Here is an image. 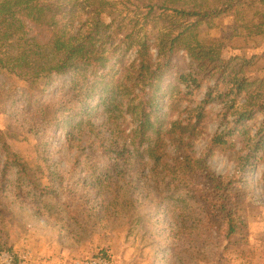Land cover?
I'll list each match as a JSON object with an SVG mask.
<instances>
[{"label": "trees", "instance_id": "16d2710c", "mask_svg": "<svg viewBox=\"0 0 264 264\" xmlns=\"http://www.w3.org/2000/svg\"><path fill=\"white\" fill-rule=\"evenodd\" d=\"M226 18L241 22L245 40L256 39L264 35V0H0L1 110L18 129L19 120L29 125L39 156L49 151V135L63 130L69 146L81 147L86 158H109L105 171L85 170L99 174L94 184L100 191L114 192L125 168H150L151 178L163 185L160 197L182 210H199L205 229L191 241L214 242L225 234L236 245L245 229L248 174L218 175L194 146L219 106L209 155L239 154L244 170L252 172V158L264 150V75L248 71L260 54L234 52L219 40L203 45L197 38L199 23L214 27ZM41 85L40 101L33 102L29 90ZM204 86V96L196 98ZM19 90L35 120L21 119L14 96ZM170 141L179 149L174 157L167 151ZM13 166L16 187L46 206L50 187L38 183V172L17 155L6 164ZM57 200L64 213L82 207L74 197ZM182 217L171 232L175 258L184 230V239L191 237Z\"/></svg>", "mask_w": 264, "mask_h": 264}, {"label": "rangeland", "instance_id": "374dc122", "mask_svg": "<svg viewBox=\"0 0 264 264\" xmlns=\"http://www.w3.org/2000/svg\"><path fill=\"white\" fill-rule=\"evenodd\" d=\"M237 21L236 18H226L214 27L206 22L199 23L197 38L203 45L219 40L231 45L234 52L260 54L261 58L250 65L248 71L253 76H263L264 35L245 40L238 28V22H241ZM63 80L58 79L47 95ZM10 87L13 88V84ZM206 87L200 88L194 96L201 99ZM41 89L42 85L37 88L39 91L29 90L33 102L40 101ZM21 92L14 94L16 102H19L21 119L26 122L35 120L30 115L27 97ZM1 108L0 105V130L3 131V137H0V209L3 210L0 214V248H4L0 255L10 253L14 264H86L99 261L104 264H185V260L189 264H264V150L258 153L262 154L260 159L258 154L252 158V172L244 170L239 154L217 152L209 155L208 139L217 130L219 106L213 108L214 118L207 133L195 140L194 146L197 155L206 154L211 168L218 175L248 174L250 189L243 207L242 223L245 229L236 237V245L225 234L214 242L205 241L203 237L199 243L191 241L192 236L205 229L199 222V210H182L177 208L176 201L160 197L163 185L151 178L150 168L141 166L137 171L125 168L116 178L114 192L100 191L98 188L101 186L94 184L99 174L87 175L85 170L105 171L111 162L109 158L90 156L91 160H87L89 158L85 157L81 147L69 146L63 130L49 135V151L39 156L29 125L19 120L21 128L18 129L11 123L8 111L3 112ZM170 142L167 151L174 157L179 149L176 142ZM12 155H17L38 172L37 181L43 188L50 187L46 206L16 187L17 167H6ZM57 195L63 200L65 197L70 201L72 197L81 199V209L61 212L62 203L57 200ZM51 196L56 200L49 198ZM102 200H107L109 206L103 207ZM51 201L54 207H51ZM23 206L29 207L28 210ZM180 213L186 227L190 228L191 237L184 239V230L183 241L186 243L179 244V258H175L171 232ZM82 217V221H73V218ZM98 217L102 220H97ZM177 244L175 242V246Z\"/></svg>", "mask_w": 264, "mask_h": 264}, {"label": "built area", "instance_id": "2783aa9c", "mask_svg": "<svg viewBox=\"0 0 264 264\" xmlns=\"http://www.w3.org/2000/svg\"><path fill=\"white\" fill-rule=\"evenodd\" d=\"M0 264H14L13 257L10 253H3L0 255ZM86 264H104V262H89Z\"/></svg>", "mask_w": 264, "mask_h": 264}]
</instances>
